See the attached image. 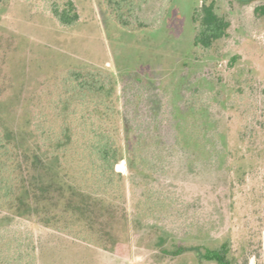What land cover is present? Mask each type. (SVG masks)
I'll return each mask as SVG.
<instances>
[{
    "label": "rangeland",
    "instance_id": "374dc122",
    "mask_svg": "<svg viewBox=\"0 0 264 264\" xmlns=\"http://www.w3.org/2000/svg\"><path fill=\"white\" fill-rule=\"evenodd\" d=\"M72 2L79 19L70 30L21 1L12 0L0 11V96L12 104L13 118L72 66L105 68L116 78L119 69L145 67L164 86L178 74H191L210 89L202 96L214 97L212 112L225 119L231 156L206 181L159 178L153 183L155 196H176V207L147 220L134 214L125 168L128 221L114 226L119 242L112 251L85 240L89 236L81 228L58 232L0 209V264H214L194 252L173 257L162 250L215 248L224 241L232 264H264V21L255 13L264 0H218L229 28L227 37L207 50L192 47L191 17L198 0ZM133 15L147 26L126 28L122 23ZM117 89L120 95L119 82ZM198 196L202 201L196 203ZM196 214L208 221L202 223L207 239L196 236L201 227L191 224Z\"/></svg>",
    "mask_w": 264,
    "mask_h": 264
},
{
    "label": "trees",
    "instance_id": "16d2710c",
    "mask_svg": "<svg viewBox=\"0 0 264 264\" xmlns=\"http://www.w3.org/2000/svg\"><path fill=\"white\" fill-rule=\"evenodd\" d=\"M11 1L0 0V11ZM17 1L64 30L77 25L72 0ZM217 1L198 0L191 17L193 48L211 49L227 37L229 21ZM255 13L264 21V4ZM117 23L131 31L147 26L135 15ZM147 70L119 69L116 78L101 67H69L42 88L34 104L26 103L19 119L0 96V209L58 232L81 228L89 236L83 239L112 251L119 242L114 226L128 221L125 168L138 220L176 207V196H155L159 178L202 182L223 170L231 156L229 132L225 119L211 110L214 97L202 96L210 89L191 74L157 84ZM197 215L191 224L201 223L196 236L207 239L208 221ZM162 251L173 257L194 252L208 263L232 264L228 241L215 248L179 245Z\"/></svg>",
    "mask_w": 264,
    "mask_h": 264
}]
</instances>
